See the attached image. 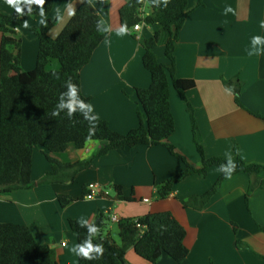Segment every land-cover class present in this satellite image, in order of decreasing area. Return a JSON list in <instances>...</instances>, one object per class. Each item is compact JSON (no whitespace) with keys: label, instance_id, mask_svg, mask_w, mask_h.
Returning a JSON list of instances; mask_svg holds the SVG:
<instances>
[{"label":"crops","instance_id":"crops-1","mask_svg":"<svg viewBox=\"0 0 264 264\" xmlns=\"http://www.w3.org/2000/svg\"><path fill=\"white\" fill-rule=\"evenodd\" d=\"M83 1L54 0L49 14L27 17L28 26H11V50L20 53L23 70H33L37 63L39 40L31 27H39L45 18H51L56 25L50 34L58 37ZM90 1L102 16L105 38L81 71L82 91L90 98L96 115L125 134L139 126L138 89L152 82L144 65L141 39L159 31L161 40L155 51L160 61L170 66L166 56L169 32L163 26L146 23L139 30L125 28L121 9L129 0ZM0 5L6 13L15 10V5L9 6L6 0H0ZM188 10L176 46V74L196 81L188 98L205 154L208 158H232L238 145L243 159L264 164V118L256 115L264 116V0H204L202 5L199 0H189ZM2 36L0 32V48ZM59 67L60 62L52 59L48 69ZM229 80L241 81V105L225 84ZM171 106L176 131L170 142L188 162L200 168L202 157L194 142L187 103L173 88ZM104 143L90 140L82 149L71 144L64 152L49 154L61 163L87 161ZM186 166V161L165 145H140L94 158L74 180L41 183L52 163L46 149L36 146L32 176L35 184L0 193V222L28 226L40 244L54 249L59 264H79L78 237L70 227V219L91 224L100 214L106 215V235L121 248V218L171 211L187 230L185 242L190 253L183 263L164 254L158 264H264V188L255 189L247 201L252 180L249 174L239 172L223 181L204 208L187 206L186 199L208 191L219 179L220 168L212 166L206 176L192 170L167 197L160 198V184ZM261 176L264 178V173ZM91 182L102 186L106 193L87 199ZM116 184L123 187V195L116 190ZM61 196L73 201L62 206ZM237 239L249 245L240 247ZM126 258L131 264H150L133 247L127 250Z\"/></svg>","mask_w":264,"mask_h":264},{"label":"trees","instance_id":"trees-1","mask_svg":"<svg viewBox=\"0 0 264 264\" xmlns=\"http://www.w3.org/2000/svg\"><path fill=\"white\" fill-rule=\"evenodd\" d=\"M204 0H199L203 4ZM54 0H45L43 5L35 0H22L15 5L12 14L3 11L0 5V193L34 186L33 155L36 146L46 149L52 169L41 183H58L74 180L76 174L86 168L94 158L111 150L135 148L140 145H165L172 154L186 161V169L162 182L158 188L160 198L167 197L174 187L184 180L192 170L206 176L208 169L217 166L221 174L211 189L193 194L185 200L187 206L202 209L218 192L224 180L239 173L250 175L252 182L247 201L257 188H264V164L248 162L240 155L235 145L232 158L218 156L208 158L194 115V107L188 92L196 87L192 78H181L176 74V46L180 32L189 16V0H129L121 9L122 24L132 28L138 23L163 26L169 32L166 56L167 65L160 61L156 48L161 40L158 31L150 38H142L145 48L144 65L150 71L149 87L138 89L139 126L123 134L111 128L109 122L98 117L91 100L82 91V69L90 62L95 50L104 40L102 16L90 0H84L58 37L50 32L56 22L45 18L39 27H31L39 40L36 67L25 71L21 68V55L11 50L14 43L8 36L11 26L25 25L26 18L49 14ZM144 7L148 11L143 16ZM20 11L17 12L16 9ZM52 59L60 62L58 69H48ZM12 72H14L12 74ZM241 105L240 80L225 81ZM175 89L187 103L191 117L194 142L202 157V166L195 167L177 151L170 142L176 131V121L171 106V89ZM259 117L264 118L260 113ZM90 140L104 141L97 154L87 161L61 163L50 153L64 152L71 144L78 149ZM48 151V152H47ZM68 173L62 174L61 171ZM123 195V187L115 185ZM73 201L61 196L62 206ZM108 218L100 214L91 224L70 219L71 229L78 237L79 264H131L126 258L127 250L133 247L138 255L150 264H158L164 254L178 263L189 256L190 249L185 240L187 230L171 211L154 212L142 217H124L119 220L123 241L116 247L107 237ZM238 233L237 225L234 224ZM264 231V227L261 226ZM237 245L248 246L237 239ZM83 250L91 249L89 257ZM0 264H59L56 253L47 244H40L28 226L0 222Z\"/></svg>","mask_w":264,"mask_h":264},{"label":"built area","instance_id":"built-area-1","mask_svg":"<svg viewBox=\"0 0 264 264\" xmlns=\"http://www.w3.org/2000/svg\"><path fill=\"white\" fill-rule=\"evenodd\" d=\"M143 12H144L143 13V16H144V14H145L144 9H143ZM141 27H142V23H138V24H136L134 26V29L135 30H139V29H141ZM87 189H88V192L85 195V197L87 199H94L98 195L106 193L105 189L102 186H100L99 184L95 183V182L89 183L88 186H87ZM146 200L149 201V199H146ZM113 219L114 220H118L117 216H113Z\"/></svg>","mask_w":264,"mask_h":264},{"label":"clouds","instance_id":"clouds-1","mask_svg":"<svg viewBox=\"0 0 264 264\" xmlns=\"http://www.w3.org/2000/svg\"><path fill=\"white\" fill-rule=\"evenodd\" d=\"M35 2H36L37 4L43 5L44 2H45V0H35ZM167 2H168V0H165V6H167ZM6 3H7L9 6L12 7V6H14V5H18L19 0H6ZM229 10H231V9H229ZM16 11L19 12L20 9L17 8ZM24 23H25V25H26V24H27V21H25ZM121 31H123V29H122ZM90 250H91V249H87V250H83V249H82L83 254H84L85 257L90 258V257H89V251H90Z\"/></svg>","mask_w":264,"mask_h":264}]
</instances>
